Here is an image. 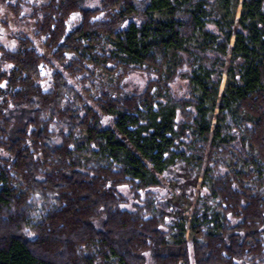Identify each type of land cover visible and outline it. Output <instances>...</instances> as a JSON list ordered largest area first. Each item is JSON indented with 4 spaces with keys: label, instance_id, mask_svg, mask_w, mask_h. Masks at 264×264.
Returning a JSON list of instances; mask_svg holds the SVG:
<instances>
[{
    "label": "trees",
    "instance_id": "16d2710c",
    "mask_svg": "<svg viewBox=\"0 0 264 264\" xmlns=\"http://www.w3.org/2000/svg\"><path fill=\"white\" fill-rule=\"evenodd\" d=\"M92 1L30 6L47 61L30 38L17 37L16 50L0 44V264H264V0H242L237 19V0H220L223 13L217 0ZM0 4L17 19L28 6ZM162 9L167 20L147 18ZM74 13L81 25L68 32ZM196 30L202 42L185 47ZM169 49L185 54L188 98L120 88L93 98L96 111L69 81L108 62L157 71ZM44 63L56 68L49 92L35 84ZM223 74L233 84L220 91ZM189 159L209 191L189 220H166L156 208L172 205L151 195L122 208L121 185L159 186V175Z\"/></svg>",
    "mask_w": 264,
    "mask_h": 264
},
{
    "label": "rangeland",
    "instance_id": "374dc122",
    "mask_svg": "<svg viewBox=\"0 0 264 264\" xmlns=\"http://www.w3.org/2000/svg\"><path fill=\"white\" fill-rule=\"evenodd\" d=\"M28 3V6L24 7L21 18L17 19L5 8L4 5L0 4V44L5 46L10 50H16L18 48L17 37L24 36L30 38L35 45L36 51L40 56L45 60H49V50L48 42L44 36L36 37L35 29V20L30 17L31 8H41L44 5L48 4L49 0H25ZM145 1V0H141ZM217 0V10L220 13H223L222 9L223 3ZM236 1V0H235ZM242 0H237V4L233 7L234 19L239 17L240 12L242 11L241 2ZM234 0H229V3L232 5ZM97 0H94L90 3V6H96ZM111 14H99L93 20L99 21H108ZM135 14L137 16L141 15V12L138 10ZM169 16V11L166 9L162 10H153L147 12V18L153 21L167 20ZM138 18V17H137ZM133 18L132 20L136 23H139L140 19ZM128 20L125 25L128 24ZM81 25V17L78 13L72 14L66 21V28L68 32L73 31ZM124 25V26H125ZM211 28V27H209ZM202 42V30H196L193 32L191 40L185 45L187 48H195ZM233 40H231L232 44ZM105 43L102 40L97 44V48L103 46ZM108 48V46H107ZM166 61L162 64L161 68L153 69L152 66L145 68L149 70H142L132 68L124 69L123 66L117 65L115 63H107V65L99 66L95 68L91 78L82 77L76 78L70 76V83H72L75 88L78 90L80 96L87 100L90 104L94 106V109L97 111L93 103V98H96L101 91H108L110 93L116 92V90L122 88L125 92L128 93H140L143 92L148 85H150V94L153 97L161 98L166 93L172 94L178 98H188L190 92L189 81L185 78L186 73L189 70L186 64H181L184 60V53H177L176 51L169 49L167 50ZM40 78L35 81V84L40 85L43 91L49 92L53 89V74L56 72L55 67H50L47 64H43L40 68ZM111 69V70H110ZM161 69V70H159ZM159 70V71H158ZM224 80V81H223ZM233 84L232 79H228L225 74L222 75L220 91L224 89V86L231 87ZM149 87V86H148ZM216 114V113H214ZM243 120L250 121L251 118L244 114L242 115ZM184 120L183 116L179 114L177 116V121ZM109 122L108 118L103 119L104 125H107ZM212 126L215 124V120L211 121ZM195 137V136H194ZM194 139V138H193ZM191 138L184 137L183 141L190 144ZM240 143L244 150L249 151L252 147L251 141L247 138L245 134V127L240 134ZM207 156L214 157V160H217L215 153L210 150L205 151ZM37 157H39L37 155ZM90 158L95 161L97 160L95 156H90ZM238 159V156H237ZM225 163L222 171L230 170V158L222 160ZM190 164H192L189 159L184 164H177L174 166L171 171L168 173L159 175L160 180L159 186L148 187L146 189H140L135 191L136 186H134L133 191L129 185H121L118 190L125 198V203L122 205V208L132 210L134 205L145 204L143 201L151 195L156 200L165 201L172 205V210L163 211L160 208H156L158 214H165L166 220H189L191 215V210L195 206L197 197L207 196L208 189L204 188L201 185V178L199 175H195L189 172ZM238 170L247 171V163L243 159H238ZM156 178L157 175L155 174ZM155 202V200H154ZM190 241L191 236L186 237Z\"/></svg>",
    "mask_w": 264,
    "mask_h": 264
},
{
    "label": "built area",
    "instance_id": "2783aa9c",
    "mask_svg": "<svg viewBox=\"0 0 264 264\" xmlns=\"http://www.w3.org/2000/svg\"><path fill=\"white\" fill-rule=\"evenodd\" d=\"M188 235H189V233H188V231H187L185 237H187Z\"/></svg>",
    "mask_w": 264,
    "mask_h": 264
},
{
    "label": "bare ground",
    "instance_id": "6f19581e",
    "mask_svg": "<svg viewBox=\"0 0 264 264\" xmlns=\"http://www.w3.org/2000/svg\"><path fill=\"white\" fill-rule=\"evenodd\" d=\"M224 81V80H223Z\"/></svg>",
    "mask_w": 264,
    "mask_h": 264
}]
</instances>
